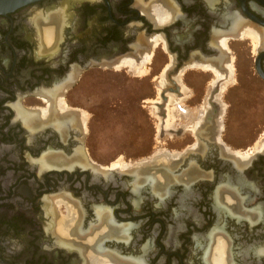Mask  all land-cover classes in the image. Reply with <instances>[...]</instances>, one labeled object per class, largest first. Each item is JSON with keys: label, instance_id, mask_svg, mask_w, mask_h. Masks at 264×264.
Returning a JSON list of instances; mask_svg holds the SVG:
<instances>
[{"label": "flooded vegetation", "instance_id": "af4514ba", "mask_svg": "<svg viewBox=\"0 0 264 264\" xmlns=\"http://www.w3.org/2000/svg\"><path fill=\"white\" fill-rule=\"evenodd\" d=\"M239 41L263 86L264 0H43L1 15L0 264H264V130L236 146L223 99ZM158 53L163 88L142 101L166 119L175 95L179 124L160 133L177 131L178 149L123 166L91 158L71 91L95 85L82 78L95 67L150 72ZM189 71L207 75L200 94ZM51 98L82 125L27 123Z\"/></svg>", "mask_w": 264, "mask_h": 264}, {"label": "rangeland", "instance_id": "374dc122", "mask_svg": "<svg viewBox=\"0 0 264 264\" xmlns=\"http://www.w3.org/2000/svg\"><path fill=\"white\" fill-rule=\"evenodd\" d=\"M241 47V42H237L234 49L236 54H233L238 57L237 70L234 72V78L238 83L227 86L223 97L227 104H232L228 109L230 111L228 116L231 119L227 127L231 129L230 133L235 137L232 141L238 147L253 144L258 137L254 128L264 130V84L260 86L259 82L253 81L257 79L253 74L255 72L253 57L242 51ZM152 60L148 64L152 70L147 71L146 74L132 73L125 68L120 70L113 67L91 68L82 78L86 83L93 82L95 85H77L70 93L69 107L86 112L84 122L87 123L88 130L81 136L82 144L89 151L91 158L104 165L115 159H121L122 164H125L123 160L139 162L166 147L178 149L180 145L177 131L169 130L167 136L163 135V137L160 133L164 120V125L171 128H176L179 124L175 114L177 112L175 95L167 92L171 99L174 98L167 104L166 119L157 112L160 108L156 103L142 101L154 99L163 88L157 86L158 81L154 80L159 73L162 56L158 53ZM193 73L196 72H187L183 76L184 81L187 86L198 90L200 94L203 88L201 80L207 75L199 73L198 76ZM248 88L255 91L249 92ZM181 89L187 94L186 87ZM260 89L263 91L261 92ZM183 102L188 105L193 104L188 98H184ZM251 103L253 106L249 107ZM241 112H245L247 116H239ZM240 117H243L242 122L237 123ZM189 123L188 120L184 121L185 126Z\"/></svg>", "mask_w": 264, "mask_h": 264}, {"label": "bare ground", "instance_id": "6f19581e", "mask_svg": "<svg viewBox=\"0 0 264 264\" xmlns=\"http://www.w3.org/2000/svg\"><path fill=\"white\" fill-rule=\"evenodd\" d=\"M232 25L233 27L234 26H238L239 25V19H232ZM249 29V28H248ZM239 30V29H238ZM245 30H247L245 28ZM239 32V31H238ZM242 32V31H241ZM246 32V31H245ZM243 33V32H242ZM248 34H249V38L252 39L254 41V45H256L259 41H261V35H258V34H255V32H252L251 30L249 31L248 30ZM41 40V39H40ZM42 42V41H41ZM151 56L149 55L148 58H150ZM149 60V59H148ZM121 62H124V63H128V65L131 67L132 66V61H129V60H123ZM118 68L121 67V64H118L117 65ZM148 70L146 69H143V70H139L138 72H141L142 74L143 73H147ZM217 73V71H216ZM162 96H164V94L162 93ZM57 99V98H56ZM59 101H55V98H51V100H49V108L47 111H44V112H40V113H32V115H27L26 116V119L28 120L27 123H29V120L31 121H35V122H39L40 119L42 117H49L51 118L55 124H58L59 127H62V128H65V129H69L73 126H81L82 124V119H81V116L77 113H73V112H68V111H58V105H59ZM174 117V116H173ZM171 119V118H170ZM169 121V120H168ZM202 125V124H201ZM209 125V124H208ZM165 127V126H164ZM81 128V127H80ZM205 129V128H204ZM203 129V130H204ZM60 132V131H59ZM65 132V131H64ZM260 146V145H259ZM258 146V147H259ZM257 148V147H256ZM264 149V148H263ZM78 151V150H77ZM165 158V157H164ZM163 161V160H161ZM166 163V162H165ZM123 165L122 162H121V159L117 160L113 166H121ZM170 172V171H169ZM166 181V180H165Z\"/></svg>", "mask_w": 264, "mask_h": 264}, {"label": "water", "instance_id": "95a60500", "mask_svg": "<svg viewBox=\"0 0 264 264\" xmlns=\"http://www.w3.org/2000/svg\"><path fill=\"white\" fill-rule=\"evenodd\" d=\"M43 0H0V16L7 15L8 13H12L17 9L32 5ZM257 71L264 78V72L261 70V67L257 61Z\"/></svg>", "mask_w": 264, "mask_h": 264}]
</instances>
